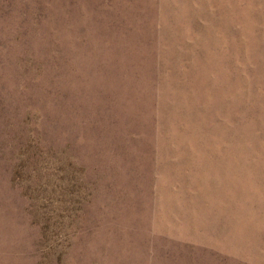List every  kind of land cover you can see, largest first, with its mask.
Here are the masks:
<instances>
[{
	"label": "rangeland",
	"instance_id": "rangeland-1",
	"mask_svg": "<svg viewBox=\"0 0 264 264\" xmlns=\"http://www.w3.org/2000/svg\"><path fill=\"white\" fill-rule=\"evenodd\" d=\"M0 264H264V0H0Z\"/></svg>",
	"mask_w": 264,
	"mask_h": 264
}]
</instances>
